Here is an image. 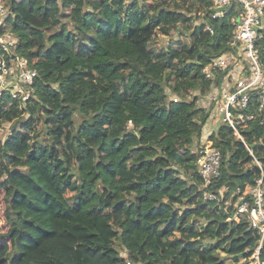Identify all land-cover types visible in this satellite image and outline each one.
<instances>
[{
    "label": "trees",
    "instance_id": "trees-1",
    "mask_svg": "<svg viewBox=\"0 0 264 264\" xmlns=\"http://www.w3.org/2000/svg\"><path fill=\"white\" fill-rule=\"evenodd\" d=\"M7 8L18 52L39 75L23 107L7 92L0 100V264H249L259 237L237 211L259 180L264 195L259 104L252 94L241 111L253 116L241 137L226 121L207 133L218 111L204 106L213 82L202 69L229 50L230 17L213 19L210 0ZM159 32L190 33L189 43L157 52ZM207 138L222 162L203 188L197 155Z\"/></svg>",
    "mask_w": 264,
    "mask_h": 264
},
{
    "label": "built area",
    "instance_id": "built-area-1",
    "mask_svg": "<svg viewBox=\"0 0 264 264\" xmlns=\"http://www.w3.org/2000/svg\"><path fill=\"white\" fill-rule=\"evenodd\" d=\"M212 18L220 20L230 17L233 27L230 48L227 52L208 61L203 67L204 78L213 82L211 94L204 106L214 105L215 111L224 115L238 133V126L245 119L242 110L248 107L252 94L255 95L264 126V0H210ZM8 8L0 0V100L7 92L11 98L24 106L36 96V81L39 70L35 59H28L19 52V44L14 32L5 22ZM207 31L213 33L210 26ZM222 78L217 86L215 81ZM176 101V100H175ZM236 112V114H235ZM131 125V124H130ZM241 137V136H239ZM252 153V150L247 147ZM222 153L213 140L206 139L198 150V173L203 178V188L209 186L221 173ZM262 180L256 187H248L239 197L237 214H247L250 226L259 237V244L249 264H264L261 249L264 248V195ZM240 193V191H239ZM253 197L252 203L245 199ZM205 198L215 196L205 193ZM127 264H131L127 260Z\"/></svg>",
    "mask_w": 264,
    "mask_h": 264
},
{
    "label": "rangeland",
    "instance_id": "rangeland-1",
    "mask_svg": "<svg viewBox=\"0 0 264 264\" xmlns=\"http://www.w3.org/2000/svg\"><path fill=\"white\" fill-rule=\"evenodd\" d=\"M3 1L5 2V5L7 6L8 0H3ZM68 13H69V11H67L65 13V19H68L67 18V16L69 15ZM24 18L31 25H34V26H39L40 25L39 21H37V20H35V19H33V18L29 17V16L24 15ZM195 21L198 22V20H195ZM189 36H190V33L188 35H183V36L177 38V37H170V36H167V35L159 32L158 35L155 37V39L153 40V42L151 43L150 46H151V48L153 50L159 52V51L164 50V49L166 50L168 48L169 44H170V41H174L175 42V41L179 40L178 44H176V45L189 43V39H190ZM210 94H211V92L208 95H210ZM216 119H219L222 122V121H224V115L220 112V115H218L216 117ZM2 132L4 134V132H6V128H4L2 130ZM208 133H211V132H208ZM221 192H222L221 195L223 196V191H221ZM65 196L67 198H70L72 196V193L65 192ZM3 213H4L3 193L0 192V233H4L5 231H7V226L5 224L4 214Z\"/></svg>",
    "mask_w": 264,
    "mask_h": 264
},
{
    "label": "crops",
    "instance_id": "crops-1",
    "mask_svg": "<svg viewBox=\"0 0 264 264\" xmlns=\"http://www.w3.org/2000/svg\"><path fill=\"white\" fill-rule=\"evenodd\" d=\"M218 115H220V114L218 113ZM218 115L215 113V119L213 117V119H211L209 121L208 126H211V127H209L208 129H206L207 130V133L214 131V129L215 128L217 129L219 127V125L221 124L220 120L219 119H216V117Z\"/></svg>",
    "mask_w": 264,
    "mask_h": 264
}]
</instances>
